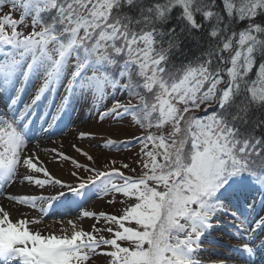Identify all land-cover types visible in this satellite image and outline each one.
I'll return each instance as SVG.
<instances>
[{
    "label": "snow or ice",
    "instance_id": "6c2138e0",
    "mask_svg": "<svg viewBox=\"0 0 264 264\" xmlns=\"http://www.w3.org/2000/svg\"><path fill=\"white\" fill-rule=\"evenodd\" d=\"M78 107L128 120L95 146L136 158L43 146ZM220 225L213 264H264V0H0V264H204Z\"/></svg>",
    "mask_w": 264,
    "mask_h": 264
},
{
    "label": "rangeland",
    "instance_id": "374dc122",
    "mask_svg": "<svg viewBox=\"0 0 264 264\" xmlns=\"http://www.w3.org/2000/svg\"><path fill=\"white\" fill-rule=\"evenodd\" d=\"M71 123L63 130L62 134L56 135L49 140H43L41 143L43 146L48 148H60L63 145V150L72 156H75L81 163H90L83 156L75 153L70 147L71 143H76L78 146L86 148L89 153L94 157L97 167L102 166L106 160L115 158L119 163L120 160L131 163L135 158L139 150L138 144H132L128 147H121L120 151L115 150L109 152L106 148L96 147L95 145H103L104 140L108 138L107 136L102 137L101 133L109 134L112 139L117 143L131 139L132 134L137 133V129L129 124L128 120H124L113 124L110 120H105L103 122L99 121L95 116V113H89L86 109L77 108L75 112L71 114ZM89 132L95 134L94 139L85 138L83 140L76 139L79 132ZM55 141V143H53ZM41 159L47 161V167L52 172L54 176L63 179H70L69 173L72 170V165L70 162L57 163L50 155H46L44 152L40 153ZM133 167L137 165L133 164ZM84 175V173H82ZM10 192H34L36 194H51L56 191L51 187H46L44 189L40 188H29L27 186L21 187L19 184L14 185L10 189ZM38 206H45L38 204ZM87 207L92 210H106L115 211L114 208L109 207L107 204L101 205L99 200H91ZM116 207H119L117 205ZM62 211V212H66ZM32 215H39L38 212H32ZM73 213H67L62 218L69 219L73 218ZM225 219V218H222ZM54 223L53 217L49 216L45 219V224L52 225ZM85 226H87L91 221H85ZM227 220L225 219V224ZM229 231L224 225H220L219 229L212 231L206 236L204 243L201 245V252L199 253V258L204 262V264H213L215 261L223 260L226 257L232 255L229 249L233 246H238L240 241L236 239H231L226 233ZM228 264H232V261H228Z\"/></svg>",
    "mask_w": 264,
    "mask_h": 264
},
{
    "label": "bare ground",
    "instance_id": "6f19581e",
    "mask_svg": "<svg viewBox=\"0 0 264 264\" xmlns=\"http://www.w3.org/2000/svg\"><path fill=\"white\" fill-rule=\"evenodd\" d=\"M42 142V141H41Z\"/></svg>",
    "mask_w": 264,
    "mask_h": 264
}]
</instances>
